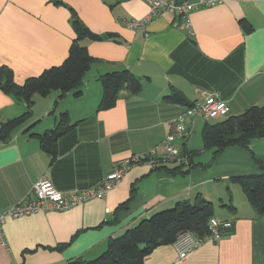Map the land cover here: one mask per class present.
Wrapping results in <instances>:
<instances>
[{
  "label": "crops",
  "instance_id": "crops-1",
  "mask_svg": "<svg viewBox=\"0 0 264 264\" xmlns=\"http://www.w3.org/2000/svg\"><path fill=\"white\" fill-rule=\"evenodd\" d=\"M56 1L0 0V66L12 68L17 83L67 58L76 37L71 8L92 32L111 36L82 40L95 60L81 95L36 94L31 116L0 139V212L32 197L43 177L70 192L94 185L133 154L155 146L162 154L161 142L174 131L173 118L186 107L165 99L172 92L190 102L218 93L228 103L229 115L264 105V0H211L190 13L191 32L180 27L179 15L167 11L129 27L130 21L148 15L149 0ZM122 69L141 80L142 90L132 93L123 86L116 104L98 111L103 95L99 77ZM25 109L23 101L0 90V125ZM65 111L75 126L60 137L58 153L52 154L33 133L54 128ZM199 120L194 119L186 139L187 148L200 151L201 158H194L198 166L187 170L186 165L172 174L164 165L136 164L104 197L65 210L8 217L0 233V264L96 259L111 238L198 195L213 203L217 219L230 220L233 227L218 242L206 240L184 258L173 243L158 246L144 264H264V214L244 192L235 194L232 180L264 173V137L253 139L248 148L228 147L213 158L199 135L205 121L195 128ZM186 140L177 137L175 142L183 147ZM210 185L224 188L213 191Z\"/></svg>",
  "mask_w": 264,
  "mask_h": 264
},
{
  "label": "trees",
  "instance_id": "trees-1",
  "mask_svg": "<svg viewBox=\"0 0 264 264\" xmlns=\"http://www.w3.org/2000/svg\"><path fill=\"white\" fill-rule=\"evenodd\" d=\"M177 1L184 2L186 0ZM56 2L61 3L60 0ZM71 10L72 25L76 37L62 64L49 67L39 75L25 79L22 84L15 81L12 68L7 65L0 66V90L15 96L26 105L25 111L20 116L1 123L0 139L8 138L13 128L31 116L36 94L48 96L54 91H59L58 98L64 97L69 91H73L76 96L82 94L84 77L95 60L82 40L86 38L103 40L110 37L111 34L101 35L92 32L79 18L76 11L72 8ZM99 80L102 82L103 95L98 104V111L113 107L123 86H127L132 93H138L143 88L141 80L128 69L103 74ZM165 99L186 106L194 103L180 92H172L166 95ZM57 101L58 99L54 105L57 104ZM74 126L69 113L65 111L59 115L54 128L47 129L43 133H33V135L38 138L44 150L57 154L58 140L63 135L70 133ZM201 136L203 148L211 150L213 158L231 146L248 148L253 139L264 137V105H253L241 114L205 121ZM182 150L190 156L189 165L175 163L177 165L175 168L170 169L167 165H164L163 168L176 174L181 167L186 166L187 170H190L200 164L194 161L200 151L187 148L186 142L183 144ZM232 180L242 186L249 203L257 212L264 214V173L236 175L232 177ZM228 207L232 211L236 209L232 204H228ZM211 217H215L214 205L203 196L198 195L194 201L180 200L175 206L143 219L123 235L111 238L106 251L96 259L77 260L71 264H144V258L156 247L173 243L178 233L183 230H191L199 237L204 238L209 232L208 224Z\"/></svg>",
  "mask_w": 264,
  "mask_h": 264
},
{
  "label": "built area",
  "instance_id": "built-area-1",
  "mask_svg": "<svg viewBox=\"0 0 264 264\" xmlns=\"http://www.w3.org/2000/svg\"><path fill=\"white\" fill-rule=\"evenodd\" d=\"M150 12L138 21H130L128 26L131 28L139 27L146 20L154 15L167 11L174 15H179L182 23L180 27L191 32L190 13L201 6L211 5V0H149ZM229 115V105L219 97L218 93H210L204 96V100H197L190 106H186L184 111L173 118L174 131L161 142L164 149L162 154H158L159 146H155L148 151L136 153L118 164L112 171L106 174L94 185L76 188L70 192H62L48 177L39 179L34 185V194L27 197L7 209L0 212V233L2 224L8 217H19L25 214L34 213L40 210L56 209L65 210L91 198H100L107 195L122 180L126 172L136 164L148 163L152 166L165 165L168 163L189 165L190 156L182 150V146L176 144V138L181 137L185 140L192 133L194 119L212 121L225 118ZM187 142V140L185 141ZM233 227L230 220H219L211 217L208 224V234L201 238L191 230H183L178 233L173 245L177 250L178 257L184 258L192 251L200 247L204 241L210 240L218 242L224 234Z\"/></svg>",
  "mask_w": 264,
  "mask_h": 264
},
{
  "label": "rangeland",
  "instance_id": "rangeland-1",
  "mask_svg": "<svg viewBox=\"0 0 264 264\" xmlns=\"http://www.w3.org/2000/svg\"><path fill=\"white\" fill-rule=\"evenodd\" d=\"M204 121H202V120H199V121H197V124H196V126H195V128H197L198 126L199 127H201V125H202V123H203ZM198 132H199V130H198ZM199 135H200V138H201V134H200V132H199ZM180 146V145H179ZM206 153H211L212 151L211 150H207V151H205ZM204 156V155H203ZM202 156V157H203ZM199 158H201V156H196L195 157V159H199ZM235 185H237L236 187L237 188H235L236 189V191H235V194H238V191H240L241 193H242V195H243V192L244 191H242V187H241V185L239 184V183H236ZM211 186V188L213 189V191H220V189H222V188H224V186H217V185H210ZM245 194V193H244ZM246 196V195H245Z\"/></svg>",
  "mask_w": 264,
  "mask_h": 264
}]
</instances>
